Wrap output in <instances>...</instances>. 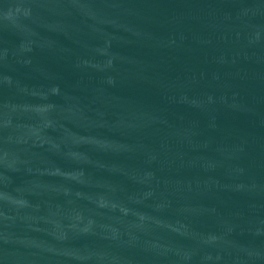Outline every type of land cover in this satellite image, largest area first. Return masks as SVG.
Wrapping results in <instances>:
<instances>
[{
    "label": "water",
    "instance_id": "95a60500",
    "mask_svg": "<svg viewBox=\"0 0 264 264\" xmlns=\"http://www.w3.org/2000/svg\"><path fill=\"white\" fill-rule=\"evenodd\" d=\"M0 264H264V0H0Z\"/></svg>",
    "mask_w": 264,
    "mask_h": 264
}]
</instances>
